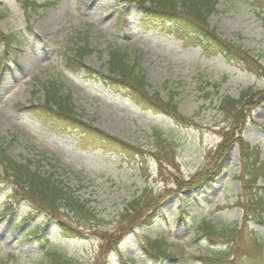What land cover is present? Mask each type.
<instances>
[{
	"label": "rangeland",
	"instance_id": "obj_1",
	"mask_svg": "<svg viewBox=\"0 0 264 264\" xmlns=\"http://www.w3.org/2000/svg\"><path fill=\"white\" fill-rule=\"evenodd\" d=\"M33 1L40 7L24 13L17 0H0V32L15 40L6 47L0 38V144L16 163L63 180L100 219L81 225L82 236L61 238L55 221L16 205L0 183V264H57L56 257L74 264H264V223L252 215L245 222L246 201L264 183L257 179L250 191L239 149L258 153L264 168V102L244 109L242 120L217 110L219 98L264 92V5L215 0L207 17L223 39L249 52L260 70L248 73L142 24L133 0ZM84 40L93 50L84 58L87 72L73 73L65 60ZM110 48L135 61L148 93L172 101L192 124L176 126L104 87ZM48 82L70 92L83 121L138 148L140 157L120 161L76 131L36 118L29 108L44 102ZM215 167L221 172L210 183ZM141 201L145 207L126 215L128 203Z\"/></svg>",
	"mask_w": 264,
	"mask_h": 264
},
{
	"label": "trees",
	"instance_id": "obj_2",
	"mask_svg": "<svg viewBox=\"0 0 264 264\" xmlns=\"http://www.w3.org/2000/svg\"><path fill=\"white\" fill-rule=\"evenodd\" d=\"M17 1L25 13L38 8L33 0ZM115 1L123 3L126 0ZM253 1L264 5V0ZM133 2L137 5L138 10L143 13V24H157L160 27H165V30L174 38L185 40L190 47H198L205 56L220 54L226 62L237 69L255 73L260 70L254 60L251 59L249 52L222 39L216 30L208 26L207 17L214 12L215 1L133 0ZM0 38L6 47L15 43L14 37L4 36L1 32ZM82 45L77 48L72 58L66 60V67L74 73L87 71L83 66L84 58L88 56L87 54L92 53V50L87 48L89 44L83 43ZM107 54V77L106 81H103L106 87L111 88L121 96L127 97L136 106L151 112L153 115L168 116L175 125L192 124L189 118H185L178 113L177 107L172 104V101L164 102L157 93L149 95L146 76L137 63L130 61L125 54L117 49H110ZM208 85L213 89L212 92H218L216 85ZM43 89L44 102L29 109L36 118L48 119L61 128L76 131L91 146L93 145L102 152L114 153L120 160L127 158L135 161L140 157L142 152L138 148L110 136L103 130L97 129L92 123L83 121L72 106L70 92H65L58 82H48ZM255 100H258V103L264 102V92L256 93L251 89L244 90L238 99L231 97L219 98L217 110L233 119L240 117L242 120L243 110L250 108ZM238 144L240 145L239 140ZM222 147L223 143H220L219 148ZM239 149L241 161L244 160L245 163L244 175L248 178V183L252 184L251 191L258 177L264 181V168L259 169L255 166L258 159L257 153L252 154L248 147H239ZM249 159H251L250 162H248ZM0 167V183H4V185L11 188V198L17 203L16 205L24 202L28 204L29 208H33L35 214H43L50 222L55 221L60 229L61 237L74 238L82 236L84 227L81 225L99 221V216L94 214L87 201L76 195L63 180H59L53 175H44L38 169L33 170L29 164L16 163L7 155L6 149L1 144ZM220 172L221 170L215 167L209 180L210 183ZM254 175L257 178L253 180ZM238 179L241 180L242 178L239 177ZM259 190L260 192L255 193L250 200L246 201V209L249 212L248 216L259 215L264 223V186ZM244 201L245 199H242V202ZM127 206L129 210L126 211V215L136 214L140 208L146 206V203L143 201L132 202L128 203ZM61 217L69 218V221L74 222V226L69 224V221H65L64 218L61 219ZM148 218L149 220L144 224L146 226L151 225L152 222L151 217ZM119 242L120 240H117L115 246ZM156 254L160 255L159 249L156 250ZM54 261L57 264H74L60 257H56Z\"/></svg>",
	"mask_w": 264,
	"mask_h": 264
},
{
	"label": "bare ground",
	"instance_id": "obj_3",
	"mask_svg": "<svg viewBox=\"0 0 264 264\" xmlns=\"http://www.w3.org/2000/svg\"><path fill=\"white\" fill-rule=\"evenodd\" d=\"M113 133V132H112ZM113 134H115V133H113Z\"/></svg>",
	"mask_w": 264,
	"mask_h": 264
}]
</instances>
